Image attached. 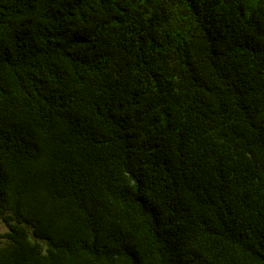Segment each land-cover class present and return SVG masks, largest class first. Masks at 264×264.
I'll list each match as a JSON object with an SVG mask.
<instances>
[{"label":"trees","instance_id":"obj_1","mask_svg":"<svg viewBox=\"0 0 264 264\" xmlns=\"http://www.w3.org/2000/svg\"><path fill=\"white\" fill-rule=\"evenodd\" d=\"M0 264H264V0H0Z\"/></svg>","mask_w":264,"mask_h":264},{"label":"rangeland","instance_id":"obj_2","mask_svg":"<svg viewBox=\"0 0 264 264\" xmlns=\"http://www.w3.org/2000/svg\"><path fill=\"white\" fill-rule=\"evenodd\" d=\"M5 226H4V224L3 223H0V232H3V231H5Z\"/></svg>","mask_w":264,"mask_h":264}]
</instances>
